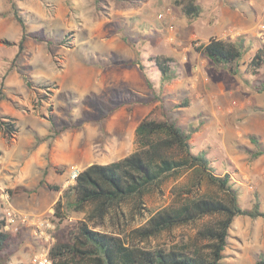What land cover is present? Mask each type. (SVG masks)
<instances>
[{"label": "rangeland", "instance_id": "1", "mask_svg": "<svg viewBox=\"0 0 264 264\" xmlns=\"http://www.w3.org/2000/svg\"><path fill=\"white\" fill-rule=\"evenodd\" d=\"M220 1L197 0L201 14L189 21L172 6V0H99L98 6L94 0H15L30 35L14 69L21 75L36 67L31 74L42 75L46 71L54 74L55 80L38 83L31 76L35 89H40V84L49 86L44 102L36 95L38 92L30 95L18 85H13L14 89H8V92L16 98L15 106L20 110L34 115L50 114L49 121L53 126H68L58 136V157L61 159V155H65L73 161L48 162L46 180L60 186L61 191L38 185L29 191L16 187L12 194L8 192L9 200L13 198L17 205H27L43 213L41 215L52 224L53 239L49 243L40 242L36 237L22 238L25 229L22 228L19 230L21 237L8 249V264H34L37 255L46 249L48 252L56 234L76 220L86 218L84 212L71 213L63 219L53 215L54 203L72 183V167L82 169L90 163H110L139 150L135 128L150 113L158 119L176 120L185 130L190 126L197 127L198 131L189 141L192 152H205L217 173L230 170L241 208H250L258 200L260 209L264 210V154L256 160L249 159V151L255 149L250 135L258 138L260 148L264 150V91L257 90L264 84V64L257 74H245L249 82L241 80L243 88L240 91L236 90L237 78H233L236 85L231 83L232 79L222 66L212 63L192 46L193 41L205 42L216 37L210 33L219 6L223 11L232 12L229 5L233 2ZM246 1L249 12L260 18L255 24L251 21L255 26L253 33L248 35L251 45L242 58V70L264 41V0ZM9 11V0H0V76L13 62L21 35L12 14L1 15ZM35 35L51 39L54 42L52 49L49 51L44 45L46 40L39 42ZM226 38L234 39L230 35ZM133 47L140 53V61L153 89L146 86L138 65L123 64L135 58ZM154 55L172 58L171 65L177 73L175 79L166 83L160 81L154 61L149 59ZM80 63L89 70H83ZM246 99L250 102L246 103ZM187 107L191 109L192 117L180 114L181 108ZM229 155H237L242 173L228 168ZM189 187L188 171L164 178L144 195L148 210H143V216L134 212V203L129 199L120 204L118 217L112 210V215L96 228L114 230L119 222L123 231H127L142 224L160 208L178 203L180 193L184 194L183 198L191 197L180 191ZM196 194L214 196L205 184ZM193 235L192 227H182L175 229L172 236L163 234L159 241L179 244L182 237L188 242L186 250L190 252L194 246ZM257 239L260 244L254 243ZM24 240L32 241L29 250L22 246ZM263 248L264 219L237 216L229 228L221 264H254L260 254L264 255ZM229 254L239 257L233 260Z\"/></svg>", "mask_w": 264, "mask_h": 264}, {"label": "trees", "instance_id": "2", "mask_svg": "<svg viewBox=\"0 0 264 264\" xmlns=\"http://www.w3.org/2000/svg\"><path fill=\"white\" fill-rule=\"evenodd\" d=\"M9 3L10 11L1 15L11 13L20 26L21 35L18 50L5 74L18 65L26 38L30 35L15 0H9ZM94 4L98 6L99 0H94ZM172 6L189 21L198 18L202 11L197 0H172ZM34 37L39 42L46 40L44 45L49 51L52 49L51 44L54 42L51 39H44L39 35ZM123 39L129 43L125 37ZM192 46L209 61L222 66L230 75L246 83L249 80L245 74H257L264 64V41L246 62L244 70L241 68L244 63L242 58L249 47L244 36L234 39L213 36L205 42L193 41ZM133 50L135 58L123 64L138 65L146 86L153 89L140 61L139 51L134 47ZM149 59L154 61L162 83L177 77L171 65V57L154 55L149 56ZM5 74L0 76V102L6 98ZM22 79L28 88L33 86L26 71L22 73ZM257 90L264 91V84H260ZM130 95L133 94L130 92ZM51 125L52 138L58 137L68 127L62 125L57 128ZM0 130L6 139L18 131L15 119L2 114L1 107ZM197 131L195 126L185 130L176 120L158 119L150 113L135 128L139 150L110 163H91L80 169L74 181L62 191V197L54 203L53 215L63 219L71 213L84 212L86 218L76 220L55 235V241L47 252L51 264H221L228 231L234 218L248 216L252 219H264V210L260 209L258 200L250 208H241L238 190L230 174L217 173L205 152H192L189 141ZM249 139L255 146L254 150L249 151V159L253 161L264 154V150L260 148L255 135H250ZM46 159L48 160V155ZM49 167L47 163L39 185L61 191L60 186L47 182ZM183 171L190 173V187L180 191L191 197L183 198V193L177 194L178 203L160 208L151 213L142 224L127 231H123L119 222L114 230L96 228L104 224L105 219L112 215V210L118 217L120 204L129 199L134 203V212L143 216V210H148L144 205V195L164 178L176 176ZM202 184L212 189L214 196L196 194ZM14 191L16 190H9V193ZM3 223L4 219L0 217V264H8V249L21 237V232L4 231ZM182 227L194 229V246L190 252L186 250L188 242H184L182 237L179 244L159 241L163 234L172 236L175 229ZM254 264H264V255L260 254Z\"/></svg>", "mask_w": 264, "mask_h": 264}, {"label": "crops", "instance_id": "3", "mask_svg": "<svg viewBox=\"0 0 264 264\" xmlns=\"http://www.w3.org/2000/svg\"><path fill=\"white\" fill-rule=\"evenodd\" d=\"M230 4L232 12L223 11L222 6L218 7V16L216 21L213 24V28L210 34H214L218 38L227 39L226 35H230V37H238L244 36L246 39V45H251L250 39L248 35L253 33L254 26L251 25V21L255 24V22L260 18L256 17L255 13L249 12V4L246 0H225ZM224 1H220L223 3ZM233 6V7H232ZM264 15V12L262 13ZM217 34V35H216ZM29 37V36H28ZM248 37V38H247ZM27 40V38H26ZM26 44V41H25ZM24 44V46H25ZM78 51V50H76ZM77 57H80L77 55ZM81 64V63H80ZM83 65L81 64V67ZM83 66V70L88 71ZM36 69V67L34 68ZM28 70L27 74L29 80L32 82L31 76L36 81H43L45 83H51L55 80L54 74L43 71L44 74H36L35 76L31 74L32 70ZM84 72V71H83ZM53 73V72H52ZM228 77H230L231 83L235 84V79L239 81V84L236 87V90H240L243 88V83L240 78L230 75L228 73ZM33 84V83H32ZM13 85H18L19 87H24L25 91L30 95L36 94L40 97L41 101L44 102V98L47 96V91H49V86L39 85L37 89L32 86L28 88L22 79V74L20 75L14 68L8 71L4 77V92L6 98L0 102L1 112L6 116H11L13 118H17L16 126L18 127V131L11 136L9 139H6L2 131L0 130V213L2 215V203L4 204V195L9 190L19 187L20 190L29 191L31 188H35L39 185V181L42 177V171L45 168L46 164L50 161L51 164H56L59 161L58 157V137L52 138V125L49 121L50 114H36L33 112H26L24 110H20L19 107L15 106L16 98H12L8 92L9 90H13ZM236 85V84H235ZM234 85V86H235ZM87 89V87H85ZM84 90V89H83ZM248 93V90H246ZM42 93V94H41ZM230 93V91H229ZM256 95L258 93H255ZM253 97V96H252ZM14 99V100H13ZM46 99V98H45ZM250 100L246 99V103H249ZM191 107V105L189 106ZM198 108H200L198 106ZM184 109V110H183ZM191 109L181 108L180 114L185 113L190 117ZM138 125V124H137ZM48 155V160L46 156ZM61 161L69 162L73 161L72 159H66L65 155H61ZM68 160V161H66ZM91 164V163H90ZM227 166L231 167L234 172L242 173L243 168L240 166L237 155H229L227 156ZM229 173L232 179V174L230 170L226 169L225 173ZM11 203L15 208L21 210L27 214H33L37 216H41L38 210L30 208L27 205H17L14 203L13 198L10 199ZM2 217V216H1ZM22 235V238L25 236H29L30 240L35 239L30 228H25ZM242 235V234H241ZM245 236V233L243 234ZM242 237L241 245L244 243V236ZM30 242L32 241H22V246L28 248L31 246ZM43 242V241H40ZM255 244H260L259 239L255 240ZM245 247V246H244ZM243 250V248H241ZM264 249V248H263ZM229 258L236 260L239 256L237 254H229ZM25 258V257H24ZM228 263H231L230 260Z\"/></svg>", "mask_w": 264, "mask_h": 264}, {"label": "built area", "instance_id": "4", "mask_svg": "<svg viewBox=\"0 0 264 264\" xmlns=\"http://www.w3.org/2000/svg\"><path fill=\"white\" fill-rule=\"evenodd\" d=\"M262 38L264 39V33ZM77 167L73 166L70 171V180L73 182L76 175L79 173ZM2 217L4 223L2 225V230L17 232L22 228H30L33 235L43 242H51L53 239L51 237L50 229L52 228L51 222L43 215H33L27 214L17 208L13 207L10 203L8 193L4 195L3 200ZM34 264H51V259L48 257L47 249L44 253L37 255L33 259Z\"/></svg>", "mask_w": 264, "mask_h": 264}]
</instances>
